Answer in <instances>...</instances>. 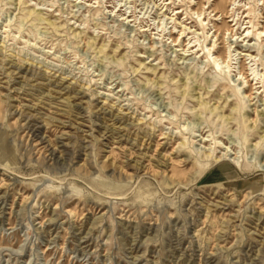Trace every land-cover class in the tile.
Returning a JSON list of instances; mask_svg holds the SVG:
<instances>
[{
    "label": "rangeland",
    "instance_id": "obj_1",
    "mask_svg": "<svg viewBox=\"0 0 264 264\" xmlns=\"http://www.w3.org/2000/svg\"><path fill=\"white\" fill-rule=\"evenodd\" d=\"M210 5L255 42L263 0H0V264H264V48L170 38Z\"/></svg>",
    "mask_w": 264,
    "mask_h": 264
},
{
    "label": "bare ground",
    "instance_id": "obj_2",
    "mask_svg": "<svg viewBox=\"0 0 264 264\" xmlns=\"http://www.w3.org/2000/svg\"><path fill=\"white\" fill-rule=\"evenodd\" d=\"M241 1V0H240ZM237 3V0H233V6H235ZM264 3V0H263ZM213 5H210L207 7V9H205V7L199 11H197L198 17H202L204 15V17L202 18V20L200 19V25H201V29L202 32L200 30H192L191 27L187 26V23L185 21H177L178 19H180L179 17L173 18L179 25H180V29H178V31H170V38L172 39V42H174L176 45L183 47L181 49V51H183L182 55L184 58H186L187 56L191 55L192 53H201L203 52V56L206 58V63L211 65V67L215 70L216 73L220 74V75H224L226 76L228 73V69L230 71V68L232 67V64L234 63V56L236 54H234L233 52L235 51L237 54H239V56H241V60H243L244 57H246V59L244 60H248L247 57H249L251 59V62L254 61V65L257 64L256 61V57L254 54V50H261L262 48H264V43H262L264 41V26L262 28L258 29V33H256L254 40L255 42H252V39H249L247 42V39L250 37L251 34H254V30L251 31V28H255V24L253 23V21H249V23H251V26H246L244 27L242 33H240V30L242 28L240 22L243 19V15L239 17V13L238 11L240 10V8H236L234 7L232 9V16H234L233 18V22L236 21V23L231 26L228 27L226 29V33L229 34V38L228 40L226 39V49H224L223 53L224 56L223 58L219 57L216 53V49H217V42H218V38H217V32L218 30L216 29L215 32L212 34V38L210 40V42L208 44H200L201 42V36L202 35L205 39V41L209 38L210 32L212 29H210L209 31L205 32L204 30V25L206 24V13L208 10L212 9ZM122 11V10H120ZM212 12H216L214 14V16H216L217 20L219 19V16L223 15L222 11L220 9H213ZM246 12H248V15L245 17L248 18L251 12V6L249 8H247L246 10H244L243 14H245ZM180 13V10L177 9V13L176 15H178ZM238 13L236 16L235 14ZM165 14V13H164ZM123 21H132V15L126 17V14H123ZM261 17L264 18V15L261 14ZM210 23L208 22L206 25H209ZM244 25V21L243 24ZM236 26H239L237 29L235 28ZM165 27V26H164ZM158 28H160V25L158 26ZM213 28H216L215 25H213ZM150 29V28H149ZM148 29H144L143 31H147ZM166 28L163 30L165 31ZM187 30H189V32L187 33ZM190 33H194L195 35H198L197 37L193 35V38H191L189 40V42L186 41L185 38H188L187 36L190 35ZM176 34V38L175 35ZM238 35V36H237ZM216 38V39H215ZM203 39V40H204ZM212 39H215L214 41ZM213 41V43H212ZM179 42V43H178ZM199 42V43H196ZM242 43L240 45L235 46V50H231L233 47L234 43ZM194 43V44H193ZM197 49V47H199ZM192 50L191 54L190 51ZM194 49H197V52H194ZM249 59V60H250ZM241 62V61H240ZM253 65V66H254ZM252 73L248 74V76H245V73L242 71V69L240 68L239 74H240V78H238V80H240V85H242L245 89H246V85L251 86V82L253 83L254 80H257V82H254V86L256 89H263L262 93H264V79H262V77L264 78V73H263V69H261V71H258V68H254L251 67ZM251 75H254L253 78H251ZM257 76H260V78H257ZM236 86V85H235ZM257 92H248L247 90H245V97L248 98H255L253 97L254 94ZM208 140H206L207 142Z\"/></svg>",
    "mask_w": 264,
    "mask_h": 264
}]
</instances>
